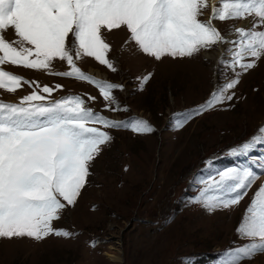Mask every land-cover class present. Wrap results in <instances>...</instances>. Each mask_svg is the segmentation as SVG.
I'll list each match as a JSON object with an SVG mask.
<instances>
[{
    "label": "rangeland",
    "instance_id": "374dc122",
    "mask_svg": "<svg viewBox=\"0 0 264 264\" xmlns=\"http://www.w3.org/2000/svg\"><path fill=\"white\" fill-rule=\"evenodd\" d=\"M210 12L211 5L200 18L207 20ZM251 21L249 17L214 23L225 36L228 49L227 41L236 39L235 32L229 30L250 28ZM128 36L126 30L104 33L116 71L89 57L76 62L86 74L122 85L114 96L119 108L127 110H109L99 90L86 81L3 66L40 86L54 88L51 99L80 96L87 107L111 120L142 118L155 130L137 134L125 128L102 129L112 140L91 163L75 205L68 206L53 222L54 228L72 235H50L41 241L0 239V264H224L229 250L251 242L238 235L237 227L254 193L264 184V174L240 203L229 209L209 212L193 201L205 187L200 181L219 170L248 166L264 173L259 167L264 161V144L247 156L228 154L264 126V57L229 90V95L234 93L231 101L225 100L177 129L174 116L204 104L226 78H235L220 64L226 58L220 56L221 47L217 44L192 58L158 62L139 52L134 42L126 43ZM6 38H14L11 30ZM69 70L60 61H54L51 69ZM149 73L151 78L141 91L140 78ZM57 84L62 88L55 89ZM31 91L28 85L15 94L0 90V101L19 103ZM241 264H264V253Z\"/></svg>",
    "mask_w": 264,
    "mask_h": 264
},
{
    "label": "snow or ice",
    "instance_id": "6c2138e0",
    "mask_svg": "<svg viewBox=\"0 0 264 264\" xmlns=\"http://www.w3.org/2000/svg\"><path fill=\"white\" fill-rule=\"evenodd\" d=\"M209 7L210 0H0V90L15 94L24 85L32 88L19 103L0 101V239L70 237L72 233L54 228L53 222L75 205L91 163L112 140L102 129L125 128L137 134L155 130L142 118L111 120L87 107L80 96L51 99L54 88L40 86L3 66L86 81L99 90L109 110H127L119 108L114 96L122 85L88 75L76 63L89 57L116 71L105 32L126 30V43L134 42L139 52L159 62L192 58L225 43L214 20L251 17L250 28L229 30L236 39L227 41L231 47L220 61L235 78H226L204 104L174 116L178 129L225 100L231 101L234 93L229 95V90L264 57V0H220L218 6H211L208 19L202 20ZM9 30L12 40L6 38ZM54 61L65 62L70 70L52 72ZM150 78L151 73L140 78L141 91ZM259 144H264V126L228 154L247 156ZM259 167L264 169V161ZM261 174L248 166L219 170L200 181L205 187L193 202L209 212L229 209L240 203ZM237 233L251 242L229 250L224 264H241L264 253V184L254 193Z\"/></svg>",
    "mask_w": 264,
    "mask_h": 264
},
{
    "label": "bare ground",
    "instance_id": "6f19581e",
    "mask_svg": "<svg viewBox=\"0 0 264 264\" xmlns=\"http://www.w3.org/2000/svg\"><path fill=\"white\" fill-rule=\"evenodd\" d=\"M210 57H212V56H207L208 59H209ZM211 59H212V58H211ZM110 257H112V256L110 255ZM113 258H114L115 261H117V262L119 261L118 258H116V257H113Z\"/></svg>",
    "mask_w": 264,
    "mask_h": 264
}]
</instances>
